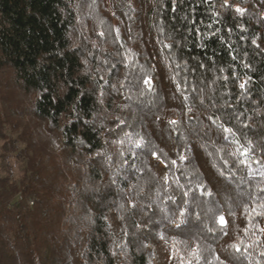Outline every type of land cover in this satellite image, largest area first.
<instances>
[{
	"label": "trees",
	"instance_id": "16d2710c",
	"mask_svg": "<svg viewBox=\"0 0 264 264\" xmlns=\"http://www.w3.org/2000/svg\"><path fill=\"white\" fill-rule=\"evenodd\" d=\"M0 70V264H264V0H0Z\"/></svg>",
	"mask_w": 264,
	"mask_h": 264
},
{
	"label": "snow or ice",
	"instance_id": "6c2138e0",
	"mask_svg": "<svg viewBox=\"0 0 264 264\" xmlns=\"http://www.w3.org/2000/svg\"><path fill=\"white\" fill-rule=\"evenodd\" d=\"M225 7H228L229 5L227 3L224 4ZM235 11L241 15H243L244 13V9L242 8H239L237 7L235 9ZM112 31L111 28L108 29V33H110ZM118 29H116V32L118 33ZM106 32H98L97 35L99 36H106V34H108ZM102 79V77H101ZM226 79V78H225ZM125 84L129 87V89H139V95H143L145 92H150L152 91V79L151 78H147V77H144V76H141L139 78H137L136 80V83H133L131 80H128L127 77L125 78V81L124 82H121V84L119 85V87L116 88L117 91L120 90V88H123L125 87ZM115 87V86H113ZM239 87L241 89H244L245 88V83H241L239 85ZM177 91H181L180 89V86L177 85V88H176ZM103 95V93H102ZM130 99V97H128ZM185 99H187V97H185ZM189 111H191V109L189 108ZM213 123H215V121H213ZM168 124L175 127L177 126L178 122L177 120H169L168 121ZM221 128L222 132L224 133H232V129L231 128H228V127H223V126H218ZM136 137L137 138H134L131 134L129 133H125V136L123 139L119 140L118 142L123 145L125 143V141H128L130 142L131 144H133V146L136 148V149H145L147 150L151 157L155 160H157L158 162L160 163H163V161L161 160V156L160 154H158L156 151L153 150V147L143 138V137H140L139 134L137 133L136 134ZM226 138V137H225ZM243 155L247 156L248 153H242ZM172 163H175V160L172 161ZM225 163H227L225 161ZM241 163H243V161H241ZM257 163H259V161H257ZM222 175V173H221ZM260 176V181L261 183H264V173H260L259 174ZM190 180L196 185L197 188H201L202 186V181L200 180V177L198 174H195L193 175L192 177H190ZM164 181H165V186H170V181L167 180V178L165 177L164 178ZM134 187V190L136 188V186H133ZM179 187L181 189H184L185 186L184 185H179ZM204 191H207L206 188H203L201 190V194H203ZM259 193H264V187H259L258 186V194ZM209 195H212V193H208ZM189 195V192L187 190H184L181 192V196L182 197H187ZM193 199H196L195 196L192 197ZM169 202H171L172 204H176V202L174 200H172L171 196H169ZM259 207L262 209L260 212L257 213L258 216H260L261 218H264V204H260ZM176 209H177V212L179 214V216L181 218H184L186 217V211L184 209H182L181 205H176ZM253 211H255V209H253ZM171 224H175L176 221L175 220H170L169 221ZM185 220L184 219H181L180 220V223H184ZM212 223L213 224H219V229L224 231V234L227 235V231H225L228 227V221L225 219V217L223 215H217V214H213L212 216ZM209 232H212L213 231V228H208L207 229ZM260 231H264V229H260ZM163 238V237H161ZM235 252L239 253L241 251L240 248L236 247L235 245H232L231 246ZM261 256H264V252H261L260 253ZM235 259V258H233ZM205 261H206V264H213V261L215 262H218V264H230V262L225 259V258H221L219 255H214L212 257V259H208V258H205Z\"/></svg>",
	"mask_w": 264,
	"mask_h": 264
},
{
	"label": "rangeland",
	"instance_id": "374dc122",
	"mask_svg": "<svg viewBox=\"0 0 264 264\" xmlns=\"http://www.w3.org/2000/svg\"><path fill=\"white\" fill-rule=\"evenodd\" d=\"M11 75L8 71L6 70H0V111L1 110H4L5 108L8 109V104L6 106L5 103H9V104H12V99L13 101H15V98H20L22 100L19 101V103L21 105H26L27 103V99L26 97H21V96H18L17 93L15 92V89H13V85L11 83ZM11 128L9 126H4L3 127V130L2 131H5V133L8 135H10L11 137H15V135L11 134L10 132ZM54 141H58V138L55 137L53 139V148L56 149V146L54 145ZM3 143V140L0 139V147ZM11 164L14 163V160L12 159L11 161ZM14 174L15 176L18 175V170L15 169L14 170ZM110 219H107V221H109ZM149 249L151 250V254H154L153 257L154 259H156V255L155 253L157 252L156 249H153L152 247H149Z\"/></svg>",
	"mask_w": 264,
	"mask_h": 264
},
{
	"label": "built area",
	"instance_id": "2783aa9c",
	"mask_svg": "<svg viewBox=\"0 0 264 264\" xmlns=\"http://www.w3.org/2000/svg\"><path fill=\"white\" fill-rule=\"evenodd\" d=\"M108 225H110V223H107ZM149 247H152L153 249H155L152 245H149ZM154 254H151V257L148 259L149 263L151 264H157L158 261H159V256H158V253L156 252L155 255H156V259H154L153 257Z\"/></svg>",
	"mask_w": 264,
	"mask_h": 264
}]
</instances>
